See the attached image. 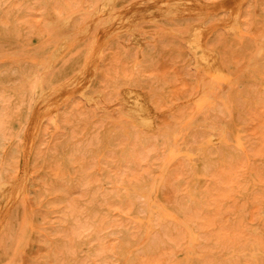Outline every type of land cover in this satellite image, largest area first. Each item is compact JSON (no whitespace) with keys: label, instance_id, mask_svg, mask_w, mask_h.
Wrapping results in <instances>:
<instances>
[{"label":"rangeland","instance_id":"374dc122","mask_svg":"<svg viewBox=\"0 0 264 264\" xmlns=\"http://www.w3.org/2000/svg\"><path fill=\"white\" fill-rule=\"evenodd\" d=\"M183 2L0 0V264H264V0Z\"/></svg>","mask_w":264,"mask_h":264},{"label":"bare ground","instance_id":"6f19581e","mask_svg":"<svg viewBox=\"0 0 264 264\" xmlns=\"http://www.w3.org/2000/svg\"><path fill=\"white\" fill-rule=\"evenodd\" d=\"M189 1H191L192 3H196V0H185V2H183V5H184V3H187V2H189ZM228 6H231L232 5V1H228L227 3H226ZM95 39V38H94ZM194 39H195V45L196 46H198V47H203V45H202V40H203V33L201 32V31H197L196 33H195V36H194ZM204 52H206L205 50H203ZM203 52V53H204ZM204 54H206L207 55V53H204ZM209 58L212 60L213 59V62L215 61L214 60V57L213 56H209ZM86 75L87 74H89V71H86V73H85ZM73 80H74V78H73ZM81 80V79H80ZM87 81V79L86 78H82V80H81V82L83 83V84H85V82ZM76 83V82H75ZM83 84H80V85H83ZM67 93V89L66 88H64L63 90H62V95H64V94H66ZM55 102V100H52L51 101V103H54ZM37 104H38V102L36 103V104H34V107H33V114H32V119H34V120H36L37 118H42L44 115H47L48 113H50L51 112V108H49L47 111H45L44 113H42L41 115H39L38 113H37ZM0 195L2 196V197H5V198H10L11 196H13V190H11L6 184H4V183H1L0 182Z\"/></svg>","mask_w":264,"mask_h":264}]
</instances>
